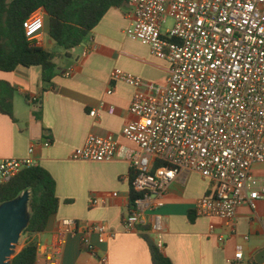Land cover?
Returning a JSON list of instances; mask_svg holds the SVG:
<instances>
[{
    "label": "built area",
    "instance_id": "2783aa9c",
    "mask_svg": "<svg viewBox=\"0 0 264 264\" xmlns=\"http://www.w3.org/2000/svg\"><path fill=\"white\" fill-rule=\"evenodd\" d=\"M129 4L132 19L125 35L168 62L166 85L152 95L154 86L114 70L111 81L135 89L129 109L135 119L124 127L123 136L136 147L121 146L113 136L92 134L73 152L72 160L130 163L131 190L139 196L123 218L128 233L147 216L152 217V230L161 233L162 217L155 211L164 207L170 185L188 173L213 185L212 193L196 203V215L233 225L241 206L256 210L264 200V184L253 174L255 165L264 164V0H130ZM46 18L40 8L24 23L34 46L42 44ZM168 19L173 25L162 33ZM113 93L110 88L108 94ZM91 116L96 117L97 111ZM35 166L32 159L1 160L0 185ZM117 197L111 193L93 199L91 205ZM62 230L69 237L81 235L83 247L93 255L116 237L106 224L80 226L71 219L62 221ZM210 230L214 233L215 227ZM218 240L224 242L222 236ZM102 260L107 262V257ZM242 260L243 252L238 251L228 263Z\"/></svg>",
    "mask_w": 264,
    "mask_h": 264
},
{
    "label": "crops",
    "instance_id": "0c3cea01",
    "mask_svg": "<svg viewBox=\"0 0 264 264\" xmlns=\"http://www.w3.org/2000/svg\"><path fill=\"white\" fill-rule=\"evenodd\" d=\"M131 14L130 4L110 9L86 43L72 50L69 57L56 59L57 74L51 84L43 83L39 66L0 71V82L16 90L13 117L0 111V161L32 159L49 171L57 184L58 212L45 232L26 237V242H38L36 264H53L51 258L56 264H153L147 239L158 245L172 264H229L238 251L243 252L240 264H257L264 252V200L257 203L256 210L241 206L233 225L201 218L195 213L196 203L212 193L213 185L199 174H183L168 188L164 207L155 211L162 217L163 231L154 232L152 217L147 216L128 233L123 218L131 211L134 172L130 163L120 159L102 163L72 160L73 152L92 134L113 136L121 146L136 147L123 136L124 127L135 119L129 112L135 89L111 81L114 70L154 86L152 95L166 85L168 62L125 35ZM49 31L47 17L40 47L60 53ZM110 88L114 89L112 95L108 94ZM94 110L96 117L91 116ZM46 143L50 146L45 147ZM253 174L264 184V164L255 165ZM111 193L119 197L107 204L91 205L93 199ZM68 219L80 226L106 224L116 237L93 255L83 247L81 235H64L62 221ZM104 255L107 262L102 260Z\"/></svg>",
    "mask_w": 264,
    "mask_h": 264
},
{
    "label": "trees",
    "instance_id": "16d2710c",
    "mask_svg": "<svg viewBox=\"0 0 264 264\" xmlns=\"http://www.w3.org/2000/svg\"><path fill=\"white\" fill-rule=\"evenodd\" d=\"M130 0H0V71L13 72L19 66L42 68L44 84H51L57 74L56 59L70 56V52L86 43L89 34L112 8L124 9ZM43 8L49 17L51 39L60 53L32 45L25 34V21ZM16 90L0 82V111L13 117ZM134 176L132 177V180ZM57 184L49 171L41 166L21 171L7 184L0 185V204L13 200L25 192L31 193L32 217L24 234L30 236L46 231L51 218L58 212ZM139 195L131 190L130 202ZM153 264H172L147 239ZM38 242L29 239L13 264H36Z\"/></svg>",
    "mask_w": 264,
    "mask_h": 264
},
{
    "label": "water",
    "instance_id": "95a60500",
    "mask_svg": "<svg viewBox=\"0 0 264 264\" xmlns=\"http://www.w3.org/2000/svg\"><path fill=\"white\" fill-rule=\"evenodd\" d=\"M32 217L31 193L0 204V264H13L21 237L29 227ZM257 264H264V252Z\"/></svg>",
    "mask_w": 264,
    "mask_h": 264
},
{
    "label": "rangeland",
    "instance_id": "374dc122",
    "mask_svg": "<svg viewBox=\"0 0 264 264\" xmlns=\"http://www.w3.org/2000/svg\"><path fill=\"white\" fill-rule=\"evenodd\" d=\"M172 25H173V21L170 20V19H168V20L166 21V23L163 25L162 33H164L165 30L168 29V28H170ZM26 237H27L26 234H24V235L21 237V241H20L19 246H20V247L22 246V248L25 247Z\"/></svg>",
    "mask_w": 264,
    "mask_h": 264
},
{
    "label": "bare ground",
    "instance_id": "6f19581e",
    "mask_svg": "<svg viewBox=\"0 0 264 264\" xmlns=\"http://www.w3.org/2000/svg\"><path fill=\"white\" fill-rule=\"evenodd\" d=\"M22 249H23L22 246H21V247L18 246V248H17V253H19Z\"/></svg>",
    "mask_w": 264,
    "mask_h": 264
}]
</instances>
